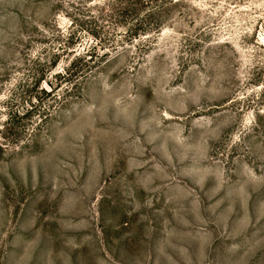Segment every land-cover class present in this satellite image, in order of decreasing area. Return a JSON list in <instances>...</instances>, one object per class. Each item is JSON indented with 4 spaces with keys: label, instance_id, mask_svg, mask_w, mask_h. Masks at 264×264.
Wrapping results in <instances>:
<instances>
[{
    "label": "rangeland",
    "instance_id": "obj_1",
    "mask_svg": "<svg viewBox=\"0 0 264 264\" xmlns=\"http://www.w3.org/2000/svg\"><path fill=\"white\" fill-rule=\"evenodd\" d=\"M0 264H264V0H0Z\"/></svg>",
    "mask_w": 264,
    "mask_h": 264
}]
</instances>
